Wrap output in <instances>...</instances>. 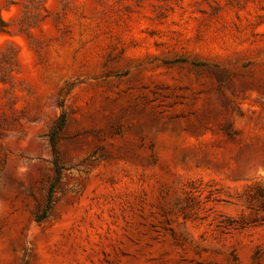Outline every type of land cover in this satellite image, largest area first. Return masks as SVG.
<instances>
[{"label":"rangeland","instance_id":"obj_1","mask_svg":"<svg viewBox=\"0 0 264 264\" xmlns=\"http://www.w3.org/2000/svg\"><path fill=\"white\" fill-rule=\"evenodd\" d=\"M260 189L264 0H0V264H264Z\"/></svg>","mask_w":264,"mask_h":264},{"label":"trees","instance_id":"obj_2","mask_svg":"<svg viewBox=\"0 0 264 264\" xmlns=\"http://www.w3.org/2000/svg\"><path fill=\"white\" fill-rule=\"evenodd\" d=\"M66 123L65 120V115L64 113H61L60 117L58 118V120L55 122V124L53 125V127L50 130L49 133V143L52 147V149L55 151L56 150V140L57 137L59 135V133L62 131V129L64 128ZM55 168H56V179L55 182H58L60 180V169L57 165V162H54ZM54 193V187H51L49 193H48V200H47V206L45 207V209L43 210L41 216H39L37 218V221L42 220L43 218L46 217V213L48 211V209L50 208L51 202H52V195ZM259 196L260 197H264V189H260L259 190ZM262 209H264V206L262 207ZM264 221V218H263Z\"/></svg>","mask_w":264,"mask_h":264}]
</instances>
